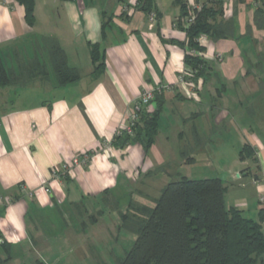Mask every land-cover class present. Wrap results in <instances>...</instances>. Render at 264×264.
Here are the masks:
<instances>
[{"label": "crops", "instance_id": "0c3cea01", "mask_svg": "<svg viewBox=\"0 0 264 264\" xmlns=\"http://www.w3.org/2000/svg\"><path fill=\"white\" fill-rule=\"evenodd\" d=\"M224 1V18L234 22L235 37L202 36L211 72L189 85L179 80L186 68L187 33L178 22L182 5L201 9L212 0H154L156 21L137 7L139 0H35L32 26L22 4L0 0V54L8 66L16 68V57L29 60L37 54L49 64V54L39 47L50 38L82 75L65 86L52 76L0 88V239L9 249L8 254L0 247V254L11 256L3 264L17 257L49 264L48 253L54 258L71 242L69 234L78 223L70 219L76 211L88 210L104 195L118 197L130 191L132 181L149 180L158 171L174 174L171 167L179 163L181 151L170 144L171 136L163 137L161 147L160 130L148 152L138 141L122 149L109 145L146 87L162 88L161 115L172 113L177 122L173 140L187 148L182 158L219 157L225 144L239 146L231 179L240 189L227 196L223 181L227 202L249 217L264 215L259 200L264 195V28L254 23L261 2ZM108 19L103 40L102 23ZM97 42L104 49L105 70L94 79L90 51ZM156 107L152 101L145 109ZM245 145L255 155L242 159ZM89 152L87 163L71 166L68 180L53 176L55 167ZM66 211L71 212L69 223L60 235L55 233L59 213L63 217ZM48 243L55 247L45 249Z\"/></svg>", "mask_w": 264, "mask_h": 264}, {"label": "trees", "instance_id": "16d2710c", "mask_svg": "<svg viewBox=\"0 0 264 264\" xmlns=\"http://www.w3.org/2000/svg\"><path fill=\"white\" fill-rule=\"evenodd\" d=\"M16 1L24 6L27 23L34 25L35 0ZM153 2L139 0L137 7L150 15ZM224 2L212 0L211 4L195 9V20L190 24L183 21L190 10L186 4L182 5L184 11L178 22L187 33L183 47L201 53L185 54V65L191 71L189 78L193 81L201 77L206 80L212 68L202 54L206 50L201 42L202 36L212 40L235 37L234 22L224 18ZM260 2L254 23L264 28V0ZM109 24L110 19L102 23L103 40ZM40 49L49 54V64L37 54L29 60L16 57L17 66L14 68L8 66L0 54V88L27 86L38 80L49 81L52 76L58 86L81 79L80 70L69 65L67 55L56 39H45ZM90 52L94 64L92 77L98 79L105 70L104 49L100 42L92 43ZM152 101L157 103L156 109L153 112L146 111V107L142 109L133 133L119 130L109 145L122 149L138 141L143 143L146 152L150 150L160 130L163 91H157ZM87 154L91 156L92 152ZM248 155H255V151L250 145H245L240 156L244 159ZM190 158L186 156V161L192 162L193 158ZM67 173H62L60 179L68 180ZM227 190L219 177L192 179L181 175L163 187L153 205L134 203L131 199L128 209L120 212L119 227L133 234L135 240L114 264H264V215L259 219L252 218L238 207L229 205ZM0 247L9 254L5 241L0 243ZM10 258H3L0 254V264ZM37 264L46 263L37 261Z\"/></svg>", "mask_w": 264, "mask_h": 264}, {"label": "rangeland", "instance_id": "374dc122", "mask_svg": "<svg viewBox=\"0 0 264 264\" xmlns=\"http://www.w3.org/2000/svg\"><path fill=\"white\" fill-rule=\"evenodd\" d=\"M41 93L43 94L42 96L46 95L44 92ZM171 114L165 112L160 116V146L163 147L165 142L164 136H171L172 139L170 144L173 148L181 152L184 150L186 151L187 148H182L183 143H178L173 140V124L176 125L177 122L174 121L175 118L173 114L172 116ZM180 129H182V127H180ZM237 149L239 150V146L236 148V145L232 143L225 144V146L220 149L222 150V155L219 157L210 156V158H208V155H198L196 153L197 159L195 162L182 164L179 163L186 160V157L182 158L180 152L177 155L179 163L177 164L175 162L171 167V172H174L173 175L163 174L158 171L155 177L149 180L142 181V179H139L136 182L132 181L130 191L127 190L118 197L107 194L99 198V200H93L88 210L76 211V215L71 216L70 221L74 222L76 219L78 223L75 228L76 230H73L70 234L68 233L69 241L71 242L64 244L60 252L57 251V254L55 253L56 256L54 258H52L53 254L51 255V253H48L47 262L49 264H114L119 257L124 256L126 250L132 247L135 240L133 234L119 227L121 221L120 212H125L128 209L131 199L134 203L153 205V200L160 196L165 184L177 179L181 175H186L192 179L219 177L226 182L229 188L227 196H230V193H236L240 187L237 186V182H233L234 179H231L233 175L231 168L233 167V158L235 154H237ZM164 169L167 171L166 167ZM168 171L170 172V170ZM70 213L66 211L63 217H61L59 213L60 223L57 229H55V233L59 232V234L62 235V231L67 229L69 222H66V220H69ZM249 214L247 213L248 216ZM91 224L93 225L91 226ZM85 225L87 227H84ZM85 232L87 233L86 236ZM44 246L47 250L55 247V245L49 243ZM12 264H36V261L35 257L32 259L28 257L27 261L24 263L21 258L17 257Z\"/></svg>", "mask_w": 264, "mask_h": 264}, {"label": "built area", "instance_id": "2783aa9c", "mask_svg": "<svg viewBox=\"0 0 264 264\" xmlns=\"http://www.w3.org/2000/svg\"><path fill=\"white\" fill-rule=\"evenodd\" d=\"M195 9L198 8H193L189 11V16L187 18H184L183 21L186 24H190L195 20L196 13ZM150 19L153 21H156V13L152 12L150 15ZM186 53H198L201 55L200 52H196L194 50H189L188 48L185 50ZM203 54V53H202ZM191 76V71L188 68H185L181 75L179 76V80L182 83H187L189 85L193 84V80L189 78ZM162 92L161 87H155V88H144L143 92L141 95L132 102L131 108L128 113V118L127 122L120 128V130L126 131L128 133H133V127L135 123L139 120V114L142 111L143 108L147 107L152 100L154 99L155 93L156 92ZM89 160V155L87 153L83 155H76L71 162L69 163H62L59 167H55L52 171L53 176L55 178H59L62 173H67L70 171L71 166L73 164H79V163H87ZM22 189L25 190V186H22ZM260 203L264 205V195L260 197ZM2 242V239H0V243Z\"/></svg>", "mask_w": 264, "mask_h": 264}]
</instances>
